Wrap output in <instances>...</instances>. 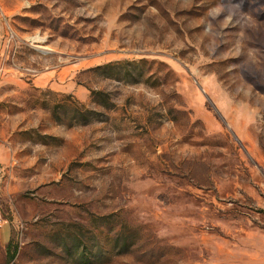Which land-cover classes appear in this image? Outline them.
<instances>
[{"label": "rangeland", "instance_id": "rangeland-1", "mask_svg": "<svg viewBox=\"0 0 264 264\" xmlns=\"http://www.w3.org/2000/svg\"><path fill=\"white\" fill-rule=\"evenodd\" d=\"M0 264H264V0H0Z\"/></svg>", "mask_w": 264, "mask_h": 264}]
</instances>
